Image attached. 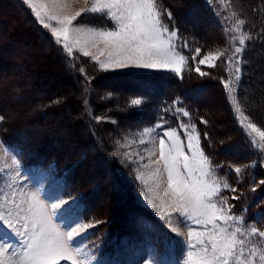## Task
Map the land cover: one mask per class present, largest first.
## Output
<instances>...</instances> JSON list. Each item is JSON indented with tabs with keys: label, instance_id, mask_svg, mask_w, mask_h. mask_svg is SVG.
<instances>
[{
	"label": "rangeland",
	"instance_id": "1",
	"mask_svg": "<svg viewBox=\"0 0 264 264\" xmlns=\"http://www.w3.org/2000/svg\"><path fill=\"white\" fill-rule=\"evenodd\" d=\"M20 1L23 3V0ZM213 1V4L219 8L220 21L224 24L226 33L230 38V45L227 47L225 44L220 43L219 45L206 46L202 51V55L209 52H225V56L215 61V67L199 66L202 71L208 74L211 72L215 76H219L223 64L227 65L228 70L231 66L227 63V57L232 55L235 47L240 46L239 37L246 34V44L241 54V79L239 85L235 86L236 90L231 96V100H237L238 91L242 88L241 99L243 102H241V108L250 117L251 122L257 123L258 126H264V121L258 118L252 110V107H259L263 111L261 115L264 117V34H262V32L264 33V27L260 23L258 26L259 21L264 22V0ZM9 2L16 3L14 0H0V81L2 79L5 81L1 87L4 88V85L9 86V90L2 88L3 90L0 91V110L7 111L10 102L9 124L15 125L14 122L22 123L25 127L31 128L30 134L38 139L41 145H49L56 151L72 154L75 161H87V163L83 164L80 174L89 180L86 182L87 187L96 190L98 199L96 207L100 216L85 218V202L82 200L84 191L80 189V192L75 193L69 189L66 171H61L55 162L47 166L43 163L25 165L19 159L21 149L6 145L0 136V142L4 145L3 148H0V166L3 164L11 165L12 155H15L19 161L17 167H9L3 174L15 178L17 172H19L21 174L19 183L23 184L27 191H35L37 187L50 193L63 190L61 199L70 201L75 198L77 201L78 207L76 211L82 215V223H91L96 220L106 221L107 224L104 222L106 225L102 227V231L95 232V228L99 225L88 230V236L85 241L88 245L86 250L91 251L97 257L93 264H143L145 258L151 254L152 239L145 237L142 233L139 235L141 236L140 239H132L127 234H123L120 237L117 232L110 233L105 228L109 227L108 225L111 223L108 224V219L111 218L110 215L115 210V201H119L117 200L119 198L118 194L112 190L113 185L110 183L111 173L107 170V167L111 161L115 167L120 168L123 178L121 180H123L122 183L126 187L128 200H131L137 207L158 219L154 215L153 210L143 200L142 197L145 193L142 189L155 186V178L152 177V173L155 171L156 165L150 164L149 160L155 161L159 158L160 136L158 135L159 130H156L154 126L160 123V120L154 124H143L140 121L142 119L140 111H146L147 98L139 95L138 92L134 93L131 88L136 87V76L142 74L158 75L163 71H172L136 68L99 71L96 62L74 49L72 56H68L66 52L64 55L65 57L67 56V62L70 66L78 71L75 78L74 73L64 67V62L67 67L65 58H62L60 53L53 50L47 42L44 43V36L41 33L39 34L38 30L33 27L34 23L32 21L29 22L27 20L26 15L30 13L32 18L39 21L31 7L23 3L27 10L23 11L24 14H22L21 11L13 6L14 4L10 5ZM36 2L37 6H39L40 3H44L46 0H36ZM90 2L91 0H89ZM83 7H86L84 0H69L67 6L61 10L63 14H70ZM186 15H189L188 10L182 14L183 17ZM241 19L245 21V24L237 32L235 31L237 21ZM186 20L187 22L189 21L188 18ZM45 22L49 23L47 20ZM50 23L56 26L54 21ZM76 23L74 22V24ZM78 25L112 26L94 15L80 18ZM44 29L48 36H52L50 29ZM169 29L171 30L172 28L169 27ZM178 35L181 41L186 40L181 37L179 32ZM52 39L54 41L55 38L52 36ZM253 39L262 40L263 45L260 44L259 49L255 47L253 51L248 53V42ZM60 46L62 47V45ZM195 49L188 43V49L182 51L181 54L188 57V63L182 66L180 76L183 75L189 64H193L194 69L198 65V59L195 61L191 59ZM86 50L90 52L96 51L94 47H89ZM247 54L250 56L249 58L245 57ZM100 59H104V57H100ZM80 69H84V72L81 73ZM196 75L198 81H202V78L206 77H201L198 73ZM244 77L246 82H248L245 85L242 82ZM7 80L9 81L8 84H6ZM80 85L81 87L86 86V89H88L87 93H84V90L79 87ZM77 88L82 89L81 93L85 96L84 99ZM215 88L221 105L220 108L223 107L222 110L218 109L220 111L218 114L223 115V117L228 116L229 122L227 124L230 126L232 124L230 110L225 105L223 95L220 91H217L219 86ZM21 99L24 102H19ZM132 99H141L142 104L140 106H132ZM84 103L86 105L83 106ZM88 104L93 109L92 113H94L95 119L97 117L100 118L99 121L96 119L97 123L88 121V109H90ZM177 107L182 108L179 103L174 104L172 102L161 109V116L163 115L167 121L165 130L176 128L179 131L178 124L180 121L171 114ZM166 108H170L168 115H165L163 111ZM213 114H215V111H213ZM0 116H2L1 112ZM13 117L14 122L12 121ZM181 119L185 123L194 124L189 117L181 116ZM247 123L248 121L245 122V124ZM222 128L224 129L225 127ZM145 129H152V131L145 132ZM196 130L199 133L197 127ZM262 130H264V127H262ZM256 139L259 140V137H256ZM181 140L187 143L182 133ZM200 146L205 152L201 138ZM5 148L9 149L7 156H5ZM227 151L235 153L234 151H237V147ZM94 152L97 156L100 153L102 157H96ZM185 152H188L187 148H185ZM125 153L130 154L132 160H129ZM149 153H151L150 157ZM92 154L94 155L93 157H91ZM188 154L190 155V153ZM205 154L210 158L206 152ZM261 154L260 160L255 159L252 163L245 165L216 164L210 158L214 165H223L217 172V177L219 179L226 178L229 185L237 190L235 193L227 190H223L220 193L221 196L229 197V204L234 205L232 212L237 216L246 218L245 214L248 211V207L257 196L256 191H251L250 194H245L243 193L244 191L241 192L239 185L242 186L246 177H249L259 165L264 167V153L261 152ZM140 156L144 157L143 161L139 160ZM159 167L161 174L158 179L161 183V188H163L166 187L167 175L164 172L162 161ZM236 167L242 169L239 174L234 171ZM230 168L232 171H229ZM137 176H141L142 179H136ZM118 179L120 180V178ZM252 189H255V187H251ZM233 195H239L241 198L232 200L231 197ZM118 207H122V205L120 204ZM246 220L251 222L253 226L258 227L254 221L247 218ZM162 225L164 226L159 221V226L161 227ZM173 226L179 227L180 231L186 236L187 227L175 223ZM193 227L198 228L195 225ZM263 228L261 229L264 230ZM8 239L11 243H18L14 236H9ZM251 239L260 245H264V239L259 237H251ZM182 250L181 238L175 236L170 247H164L163 253L158 251L156 259L161 260V253L163 256L167 255L163 264H175V260L180 256ZM60 264H71V262L61 261Z\"/></svg>",
	"mask_w": 264,
	"mask_h": 264
},
{
	"label": "snow or ice",
	"instance_id": "2",
	"mask_svg": "<svg viewBox=\"0 0 264 264\" xmlns=\"http://www.w3.org/2000/svg\"><path fill=\"white\" fill-rule=\"evenodd\" d=\"M68 2L69 0H46L37 6L36 0H23L24 4L31 7L39 23L51 30L54 43L62 45V50L68 56H72L76 49L96 62L99 71L126 68L169 70L177 76H180L182 66L188 63V57L181 54L184 49H188V41H181L178 29L174 26L169 29L164 18L166 16L171 22L172 13L162 9L158 0H91L90 3L89 0H84L86 7L74 13L63 14L61 9ZM88 15L98 16L112 26L78 25L80 18ZM52 21L56 26L50 23ZM244 24V20H238L235 31L239 32ZM245 35L239 37L240 46L235 47L232 55L227 57V63L231 66L228 69L229 78H221L227 97L235 93V86L240 83ZM89 47H94L96 51H87ZM224 56L225 52L202 55V50L196 48L191 59H198L194 70L203 77L208 73L202 71L199 65L215 67V61ZM80 72H84V69H80ZM176 103L179 101H174ZM229 103L235 105L234 113H239L236 119L250 146L264 153V126L251 122L250 117L242 111L239 101L229 99ZM141 104V99L131 100L132 106ZM163 111L168 115L170 108ZM171 114L180 121L179 131L176 128L165 130L167 121L163 115L159 117L160 123L154 126L159 130L160 136L159 158L149 160L150 164L156 165L152 173L155 186L142 189L145 193L143 200L164 224L165 233H160L154 225H149L154 238L151 254L143 264H163L162 260L156 259L159 251L156 245L162 242L165 247L171 246L172 241L166 234L169 230L181 238L183 245L175 264H264V245L251 239H264V230L253 226L246 218L235 215L232 212L234 205L228 202L229 197L220 195L223 190L232 193L237 190L229 185L226 178L217 177L216 174L223 165H214L205 154L200 146V134L196 125L185 123L181 119V116L189 117L190 113L177 107ZM96 119L99 121L100 118ZM3 120L4 117L0 116V122ZM200 122L205 125L208 123L203 118ZM144 131L150 132L152 129ZM181 133L187 143L181 140ZM207 135L205 132V138ZM3 147L0 142V148ZM4 150L7 156L9 149ZM125 156L132 160L130 154L125 153ZM143 159V156L139 157V160ZM161 161L167 175L166 187L163 188L158 179ZM18 165L19 161L12 155L11 165L0 166V264H60L61 261L93 264L97 257L86 250L88 245L85 241L88 230L103 221L82 223V215L76 211L77 201L75 198L70 201L61 199L63 190L50 193L37 187L35 191H27L19 183V172L15 178L3 174L9 167L15 168ZM234 171L239 174L242 169L236 167ZM136 179L140 180L142 177L137 176ZM260 184L264 185V180ZM240 198L239 195L231 197L232 200ZM256 216L257 223L264 222V213H257ZM174 223L187 227L186 236L179 227L173 226ZM9 236L16 237L18 243L9 242Z\"/></svg>",
	"mask_w": 264,
	"mask_h": 264
},
{
	"label": "trees",
	"instance_id": "3",
	"mask_svg": "<svg viewBox=\"0 0 264 264\" xmlns=\"http://www.w3.org/2000/svg\"><path fill=\"white\" fill-rule=\"evenodd\" d=\"M14 1H16V3L9 2V4H14L13 6L24 14L27 10L26 6L20 0ZM158 2L162 9L170 11L173 16L171 22H169L165 16L164 22L167 23L170 28L174 26L178 29L181 37L188 40V43L192 48H200L203 51L206 46L219 45L220 43L229 47L230 38L226 33L224 24L220 21L221 14L218 12L219 8L213 4V0H158ZM186 10H188L189 15L183 17L182 14ZM26 16L29 22L32 21L34 23L33 27L38 30L39 34L41 33L44 36V43L47 42V44H49L57 53H60L61 57L65 58V61L67 62V56L65 57L64 55L65 51L62 50L61 46H57L54 43L52 36H48L47 33H45L43 25L35 18H32L30 13ZM186 18L189 19L188 22ZM259 23L264 27V22L259 21L258 26ZM262 34L264 33L262 32ZM248 43V53L253 51L255 47H258L259 49L260 44L263 45L262 40L253 39ZM245 57L249 58L250 56L247 54ZM64 67L74 73V77L76 78V72H78L77 69H73L68 62L67 67L64 62ZM221 68L220 72L222 74L219 73V76H215V74L210 72V74L202 78V81L197 80L193 64H189V67L185 70L182 76H177L173 72L166 71L160 72L158 75L142 74L136 76V87H132L131 89L134 90V93L138 92L139 95L147 98L146 111H140L142 114H140V116H142L140 121L143 124L156 123L161 116V109L167 104L178 100L179 106L190 113L189 118H191V121L194 122L199 130L205 152L216 164H249L255 159L260 160L262 154L260 150L250 146L246 139L245 132L242 131L238 120L236 119V117L239 116V113H234L233 108L235 105H230L229 99H231V97H227L226 90L221 82V78L224 80L229 78L227 65L223 64ZM242 82L244 85L245 83H248L246 82L245 77ZM4 83L5 81L2 79L0 81V91L3 89L9 90V86L4 85V88L1 87ZM8 83L9 81L6 82V84ZM217 86H219V90L217 89V91H220L223 95L226 103L225 105L229 108L231 113L230 119L232 124H230V126L227 124V122H229L228 116L223 117V115L218 114L220 112L219 110H222L223 107L220 108L221 105L215 88ZM79 87H81V85ZM81 88L84 90V93H87L88 89H86L85 85ZM81 88H77L79 94L82 92ZM242 93L243 91L241 88L239 89L237 96V101L239 99L240 107H242L241 102H243L241 99ZM81 96H83L82 93ZM84 98L85 96H83V99ZM23 99L19 102H24ZM84 105H86V103H84L83 106ZM10 107L11 103L9 102V107H7L8 109L6 108L7 111L4 112L0 110L4 117L0 126V136L3 142L8 146L20 148L21 153L19 154V158L22 163L26 165L43 163L47 166L52 162H55L61 171H66L68 188L75 193L80 192V189L84 191L82 200L85 202V218L89 219L90 216H92V218L99 217L100 214H98L99 211L96 207V202L98 201L95 192L96 190H94V188H88L86 182L89 180L85 178L84 175L80 174L83 164L87 163V161L84 160L81 162L76 160V162L73 157L74 155L72 154H64V152L56 151L49 145H41V142L39 143L38 139L30 134L31 128L27 126L26 128L22 123L14 122V117L12 121L15 125L9 124L8 120H10L9 116L11 114L9 111L11 110ZM88 108H90L88 109V121L97 123L94 113H92L93 109L89 104ZM241 109L243 111V108ZM212 110L215 111V114H213ZM252 110L258 118H261V120L264 121V117L261 115L263 111H261L259 107H252ZM201 118L207 120L208 123L206 125L202 124L200 122ZM222 127L225 128L223 129ZM205 132L208 134L207 138L204 136ZM234 147H237V151H234L235 153L227 151ZM99 154L97 156L94 152L96 157H100L101 154ZM94 155L92 154L91 157ZM107 170L111 173L110 183L113 185L112 190L119 196L117 199L119 201H115V210L112 211V214L110 215L111 218L108 219V224L111 223L108 225L109 227H105L107 232H117L120 237L123 234H127L132 239H140L141 236L139 235L142 233L145 237L153 240L154 233L149 231V225H154L160 233H165L164 226H159L160 220L137 207V205L131 200H128L129 197L126 187L122 183L123 180H121L123 178L120 168L115 167L110 161ZM118 178H120V180ZM261 180H264V167L259 165L249 177H246L243 185H239L240 191H244L243 193L245 194H250L252 191L251 187H255L257 196L255 197V200L251 202L248 211L245 214L247 219L254 221L255 223H257L256 214L264 213V185L260 184ZM117 204H121L122 207H118ZM104 217L106 216L104 215ZM104 222L107 224L106 221H103V223L95 228V232H99V230L102 231V227L106 225ZM257 226L260 228L264 227V222L257 223ZM166 234L170 241L175 237L170 231ZM156 247L163 253L165 247L164 243L161 242L156 245ZM160 257L164 258L165 256L160 253Z\"/></svg>",
	"mask_w": 264,
	"mask_h": 264
},
{
	"label": "bare ground",
	"instance_id": "4",
	"mask_svg": "<svg viewBox=\"0 0 264 264\" xmlns=\"http://www.w3.org/2000/svg\"><path fill=\"white\" fill-rule=\"evenodd\" d=\"M10 13V12H9ZM110 205H111V203H110ZM109 204H108V206H110ZM106 206V205H105ZM107 207V206H106ZM107 215V214H106Z\"/></svg>",
	"mask_w": 264,
	"mask_h": 264
}]
</instances>
